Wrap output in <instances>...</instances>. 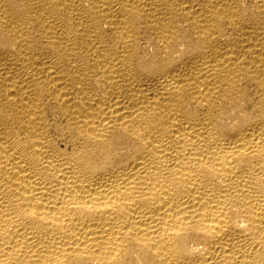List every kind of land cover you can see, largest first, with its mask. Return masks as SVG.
Here are the masks:
<instances>
[{
    "label": "bare ground",
    "instance_id": "1",
    "mask_svg": "<svg viewBox=\"0 0 264 264\" xmlns=\"http://www.w3.org/2000/svg\"><path fill=\"white\" fill-rule=\"evenodd\" d=\"M0 264H264V0H0Z\"/></svg>",
    "mask_w": 264,
    "mask_h": 264
}]
</instances>
